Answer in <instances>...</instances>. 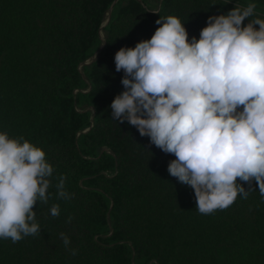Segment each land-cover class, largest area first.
<instances>
[{"label": "trees", "instance_id": "1", "mask_svg": "<svg viewBox=\"0 0 264 264\" xmlns=\"http://www.w3.org/2000/svg\"><path fill=\"white\" fill-rule=\"evenodd\" d=\"M250 3L264 19V0H0V132L41 147L55 169L34 208L39 234L0 239V264H264L256 181H237L247 198L199 213L168 172L175 156L110 107L124 91L115 53L150 39L160 17L180 18L191 41L209 16ZM60 175L70 200L55 195Z\"/></svg>", "mask_w": 264, "mask_h": 264}, {"label": "clouds", "instance_id": "2", "mask_svg": "<svg viewBox=\"0 0 264 264\" xmlns=\"http://www.w3.org/2000/svg\"><path fill=\"white\" fill-rule=\"evenodd\" d=\"M255 10L250 3L209 16L191 41L180 18L160 17L150 39L115 53L124 91L110 105L113 118L175 156L168 172L191 186L203 215L247 198L251 189L238 180L256 181L264 197V19ZM54 171L41 147L0 132V239L39 234L34 208L48 202ZM66 179L56 177L55 195L70 200ZM50 214H60L58 204Z\"/></svg>", "mask_w": 264, "mask_h": 264}]
</instances>
